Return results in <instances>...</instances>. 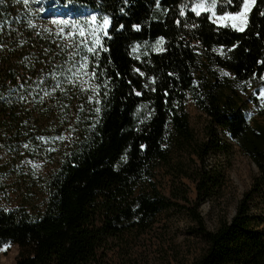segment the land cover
I'll use <instances>...</instances> for the list:
<instances>
[{"label":"trees","instance_id":"1","mask_svg":"<svg viewBox=\"0 0 264 264\" xmlns=\"http://www.w3.org/2000/svg\"><path fill=\"white\" fill-rule=\"evenodd\" d=\"M182 3L189 4L162 0L159 9L155 0H4L0 4V96L4 97L0 185L5 171L19 163L26 166L28 160L41 159L55 165L46 177L48 200L34 213L0 207V245L18 246L12 264H135L109 263L110 240L134 233L171 208L155 189L149 170L169 163L168 146L194 147L187 100L191 98L207 116L214 141L219 142L217 129L231 141L242 135L246 117L239 103L233 95L220 99L214 94L212 83L201 78L200 64L203 58L256 87L258 77L264 75V63H257L264 61V16L259 14L264 0H257L243 32L218 28L207 15L196 17L190 7L180 17ZM66 7L86 8L112 20L110 38H103L108 51H101L98 61V73L104 75L94 81L99 95L81 91L78 83L66 85V94L56 91L41 101L43 92L51 91L54 84L47 75L51 65L66 60L70 51L61 53L67 42L57 33L64 26L54 21L83 23L89 17L55 15L54 9ZM221 7L230 11L235 5L221 0ZM120 25L124 27L117 30ZM65 31L74 30L65 27ZM157 37H163L159 46L163 51H151L141 66L151 75L149 82L146 72L135 70L137 52ZM96 63L92 60V66ZM41 77L47 79L43 90L37 87ZM57 135L65 139H54ZM208 147L192 153L203 161ZM255 154L259 175L252 189L231 219L214 230H207L196 212L206 186L213 185L205 172L199 174L196 207L185 211L205 249L192 264H264V227H260L264 217L253 214L249 205L253 192L264 184V145ZM35 172L30 168L31 176Z\"/></svg>","mask_w":264,"mask_h":264},{"label":"rangeland","instance_id":"2","mask_svg":"<svg viewBox=\"0 0 264 264\" xmlns=\"http://www.w3.org/2000/svg\"><path fill=\"white\" fill-rule=\"evenodd\" d=\"M186 1L189 5L192 2ZM54 13L60 16L97 15L86 8L74 7L56 8ZM157 39L151 40L142 51L137 52L139 58L136 62L139 66H135V70L139 74L146 72V80L149 82L152 77L145 68L142 71L141 66L151 51L158 48ZM225 72L227 76L223 74ZM200 73L204 82L212 83L211 90L220 99L232 95L235 97L246 117L245 129L235 141L217 129L215 135L219 142L214 141L210 136L211 127L207 116L189 98L185 108L194 134L195 148L168 146L169 163L157 164L149 170L155 189L160 196L169 200L171 208L134 233H125L117 239H111L107 252L109 263L192 264L205 249L195 224L185 211V208L196 207L199 174L205 172L213 180V185L206 186L208 190L205 197L198 200L200 203L196 207L207 230H214L221 222L231 219L239 201L252 189L259 175L255 151L264 145V100L259 97V89L264 87V81L260 80L253 87L229 70L210 64L203 58ZM205 145L209 146V150L204 160L200 161L192 151L196 149L200 153ZM26 163V166L19 163L14 170L5 171L4 182L0 185V207L23 208L34 213L48 200L46 177L55 165L41 159L28 160ZM32 167L36 172L31 176ZM249 205L253 214L264 217V184L253 192ZM260 227H264V224ZM17 253V244H1L0 264H12Z\"/></svg>","mask_w":264,"mask_h":264},{"label":"snow or ice","instance_id":"3","mask_svg":"<svg viewBox=\"0 0 264 264\" xmlns=\"http://www.w3.org/2000/svg\"><path fill=\"white\" fill-rule=\"evenodd\" d=\"M27 2V0H25ZM224 3H227L229 6L235 5L230 11H225L221 7V0H192L189 4H181L179 9V16H185V10L187 7H190V11L195 14L196 17H200L202 13H206L207 19L217 24L219 27H230L232 30L237 32H243L249 25V15L252 12L254 6L257 5V0H223ZM4 0H0V4H3ZM156 6L159 9L161 7L162 0H155ZM121 12L124 11L123 8L120 9ZM166 12L167 9H164ZM219 13V14H218ZM261 16H264V11H260ZM57 25H63L60 27L58 36L61 37L67 43L64 47L61 48V53L65 49H70L67 52V58L61 63H53L51 65V70L47 75L54 81V84L51 86V91H44L43 96L40 97L41 101L45 97H51L53 92L59 91L62 93H67L66 85L70 87H75L78 83L81 85V91H91L95 95H99L98 88L99 85L94 83L98 75H104V73L99 72V57L100 52H107L108 48L104 46L103 38H110L109 27L112 25V20L109 15L105 14L102 17L98 15H91L83 23L76 21L60 20L54 21ZM176 24L179 26L181 21L176 20ZM31 26V25H30ZM187 26V25H185ZM195 23L193 27H197ZM65 27H68L74 31H65ZM124 25H120L117 30H120ZM139 25H133V28L139 30ZM47 31V29H45ZM164 43L163 37L158 38L156 41V46L158 50L163 51L162 48H159V45ZM235 47V45H233ZM136 49L133 48V51ZM232 51V49H228ZM139 58V57H137ZM92 60L97 61V63L92 66ZM257 63H264V61H258ZM225 76L228 73H223ZM143 75V73H141ZM171 75V74H170ZM253 78L256 77V73L252 74ZM261 81H264V75L258 77ZM106 83V81H105ZM47 84V79L41 77L37 83V87L43 90V86ZM154 90V89H153ZM141 93L136 92V95L139 96ZM107 96V93H104ZM165 95H168L165 92ZM259 97L264 100V87L259 89ZM21 99H24L22 96ZM4 100L3 96H0V101ZM88 101L92 102V96H88ZM96 104H100L101 101L97 99ZM67 107V105H65ZM95 112L99 114L101 108L97 107ZM71 129L69 135H71ZM41 140L44 137H40ZM54 139L63 141L65 136L57 135ZM25 148L28 147L27 144L24 145ZM144 146L141 145V148ZM54 151L55 149H50ZM126 159V157H122Z\"/></svg>","mask_w":264,"mask_h":264}]
</instances>
